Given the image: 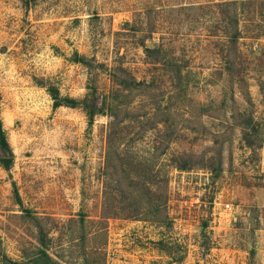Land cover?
I'll return each mask as SVG.
<instances>
[{
	"label": "rangeland",
	"instance_id": "1",
	"mask_svg": "<svg viewBox=\"0 0 264 264\" xmlns=\"http://www.w3.org/2000/svg\"><path fill=\"white\" fill-rule=\"evenodd\" d=\"M0 118V264H264V0H0Z\"/></svg>",
	"mask_w": 264,
	"mask_h": 264
},
{
	"label": "trees",
	"instance_id": "2",
	"mask_svg": "<svg viewBox=\"0 0 264 264\" xmlns=\"http://www.w3.org/2000/svg\"><path fill=\"white\" fill-rule=\"evenodd\" d=\"M142 46L145 52H147L148 54L151 52L150 47L146 46L145 44H142ZM156 62L157 60L151 61L153 65H156ZM128 75L130 76L132 83L135 84L134 86H139L146 83L145 80H137L134 76L130 74ZM111 77L113 82L115 81L117 82V80H115L114 78L115 77L114 74H112ZM117 83L120 84V82ZM86 89L87 91L85 95L80 99H75L70 97L60 98V96H58L57 94L58 93L57 90L55 89L50 90V94L54 99V106H59L62 104H66L70 106H76V105L80 106L87 115L89 122H91L96 115L108 114L109 116H111V113L109 111H111L113 107V103H112L113 99L109 98V96L105 92H100L98 87L93 84L87 85ZM63 101H66V103ZM114 106L116 105L114 104ZM109 136H110V132L108 130V138ZM12 160H13V153L8 143L0 118V165L8 170L12 164ZM174 161H175L174 163H176V161L178 162V165L174 164L175 167H178L180 169H187L189 167L186 166L185 164H180L181 162H179L176 158H174ZM11 263L23 264L24 262L11 261ZM32 264H62V263L59 260H57L48 251L46 245L44 246L42 244H39L38 246L35 247V252L32 256Z\"/></svg>",
	"mask_w": 264,
	"mask_h": 264
}]
</instances>
